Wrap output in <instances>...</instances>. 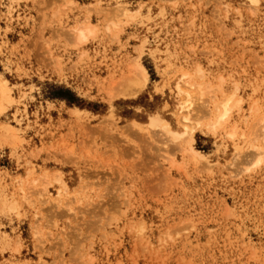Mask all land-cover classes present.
<instances>
[{"label":"rangeland","instance_id":"rangeland-1","mask_svg":"<svg viewBox=\"0 0 264 264\" xmlns=\"http://www.w3.org/2000/svg\"><path fill=\"white\" fill-rule=\"evenodd\" d=\"M0 99V264H264V0H0Z\"/></svg>","mask_w":264,"mask_h":264},{"label":"bare ground","instance_id":"bare-ground-1","mask_svg":"<svg viewBox=\"0 0 264 264\" xmlns=\"http://www.w3.org/2000/svg\"><path fill=\"white\" fill-rule=\"evenodd\" d=\"M253 2V1H252ZM125 13H127L126 11H125ZM123 15V14H122ZM125 15V14H124ZM127 15V14H126ZM85 22V21H84ZM84 24V23H83ZM85 26H87V27H85L84 29H80L79 31H78V33L76 34V38L79 40V41H83V40H85L89 35H90V37H91V34H93L92 33V29L91 28H89V26L88 25H85ZM74 34H75V32H73ZM76 43V42H75ZM83 43V42H82ZM138 63V62H137ZM135 72H137V74H135V76L136 77H138L139 78V80H140V82L141 83H144L145 81H146V75H145V73H144V70L140 67V66H135ZM133 73V72H132ZM127 77V76H126ZM128 79V78H127ZM133 79V78H132ZM131 82V79H130V81H129V83ZM6 83V82H5ZM5 85V84H4ZM130 85V84H129ZM134 88V89H136L135 88V86H131L130 88ZM132 88V89H133ZM176 88V87H175ZM133 89V90H134ZM131 90V89H130ZM137 90V89H136ZM135 91V90H134ZM138 91V90H137ZM136 91V92H137ZM176 91V90H175ZM7 92V91H6ZM6 92H4L3 90L1 91V93L2 94H6ZM130 92H133L132 90L130 91ZM119 93V92H118ZM122 93V92H121ZM126 93H129V92H126ZM125 92H123V94H126ZM122 94V95H123ZM131 94V93H130ZM177 94H178V96H180V97H182V95H183V99H181L180 100V102H179V104H178V115L179 116H177L178 117V121H179V124H180V127L178 128V129H176V131H173V130H171L170 128H169V126L167 125V123L165 122V121H163L162 119H160L158 116H153V117H150L149 118V122H148V124H147V126L148 127H150V128H156L155 130H157V128H159L160 129V131H161V133H162V135L164 134V135H166V136H168V139L170 138L171 140H172V142L173 141H175L176 143H181L182 141H184L186 138L187 139H189V140H192V135H193V133H194V131H195V129H196V127L199 125L197 122V124H196V127H195V125L193 126V125H191V124H193V122L192 123H190V117H189V106H190V102H189V93L187 92V91H184V90H180L179 89V87H178V91H177ZM121 95V96H122ZM133 95V94H132ZM176 95V94H175ZM3 96V95H2ZM123 96H125V95H123ZM107 97H108V94H107ZM109 97H110V94H109ZM108 97V98H109ZM8 98V97H7ZM111 98V97H110ZM177 100V99H176ZM230 99L229 100H225L224 102H221V103H217V104H214V108L215 109H218V108H220V111H219V113L217 114V116H216V118H215V120L213 121V122H211L208 126L210 127V131H214L215 129H217V128H219L224 122H225V120L227 119V117H228V114H229V112H230V109L232 108V107H230ZM0 102H1V99H0ZM5 103V102H4ZM0 104H2V103H0ZM2 108V107H1ZM213 108V109H214ZM5 109V108H4ZM4 109H2V110H4ZM1 110V109H0ZM1 110V111H2ZM148 121V120H147ZM195 122V121H194ZM261 122H263V124H264V119H262L261 120ZM129 124V123H128ZM132 125V124H131ZM130 126V125H129ZM134 126V125H133ZM146 126V125H145ZM146 126V127H147ZM124 127V126H123ZM122 127V129H124ZM135 127V126H134ZM140 127V126H139ZM127 128V127H126ZM130 128H131V126H130ZM129 128V129H130ZM133 128V127H132ZM131 128V129H132ZM136 128V127H135ZM135 128H133V129H135ZM128 129V131H131V130H129ZM132 129V130H133ZM146 129V128H145ZM149 129V128H148ZM137 130H140V129H137ZM136 129H135V131H137ZM144 130V129H143ZM142 129L140 130L141 132H143V133H145L144 131H143ZM153 130V129H152ZM152 130H150L149 129V132H151V133H153L154 131H152ZM123 131H126V129H124ZM148 131V130H147ZM262 131H263V129H262ZM158 132V131H157ZM125 133H128L127 131L125 132ZM138 133L140 134V132L138 131ZM159 133L160 132H158L157 133V135H159ZM129 134V133H128ZM134 134V133H133ZM262 134H264V132L262 133ZM143 135V134H142ZM163 135V136H164ZM134 136V135H133ZM141 136V135H140ZM262 136V135H261ZM228 137L229 138H233L234 137V132H231V133H229L228 134ZM227 137V138H228ZM163 139H164V137H162ZM166 138V137H165ZM168 139H166V140H168ZM171 142V141H170ZM185 143H186V141H184ZM188 143H190L189 141H188ZM263 143H264V141H263ZM188 153H187V155L189 156L190 155V158H191V161L195 164L196 162H197V160L199 159V156H200V154L197 152V151H195L193 148H191V147H189V150L187 151ZM236 155V154H235ZM237 155H238V153H237ZM261 156V158H262V155H260ZM264 156V155H263ZM261 158H260V161L259 162H261ZM233 159H235V158H233ZM232 159V160H233ZM202 160V159H201ZM237 160V159H236ZM236 160H234V161H236ZM257 160H259V159H257ZM199 161V160H198ZM234 163V162H233ZM256 162L254 161V164H255ZM257 164V163H256ZM199 165V164H198ZM258 165V164H257ZM196 166H197V163H196ZM52 175V174H51ZM53 175L56 177V175H57V178H59L58 177V174H56V173H53ZM47 176V175H46ZM42 178V177H41ZM40 178V179H41ZM43 180H45V178L43 179ZM34 182H37V181H34ZM44 182V181H43ZM42 181L39 183L40 185H41V183L43 184V186H41L42 188L45 186V185H47V184H45V182L43 183ZM55 182H56V180H55ZM61 182V181H60ZM33 185L35 184V183H32ZM37 184L38 183H36V186H37ZM45 184V185H44ZM31 185V184H30ZM60 186H61V184H59ZM35 186V185H34ZM35 186V187H36ZM64 187H66V186H64ZM45 188V187H44ZM62 188V187H61ZM63 189V188H62ZM44 190V189H43ZM67 190V189H66ZM58 193V192H57Z\"/></svg>","mask_w":264,"mask_h":264}]
</instances>
